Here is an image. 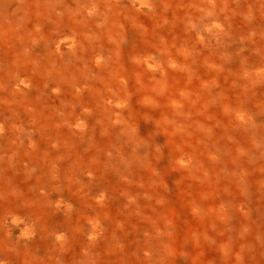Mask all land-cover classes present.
<instances>
[{"label":"rangeland","instance_id":"1","mask_svg":"<svg viewBox=\"0 0 264 264\" xmlns=\"http://www.w3.org/2000/svg\"><path fill=\"white\" fill-rule=\"evenodd\" d=\"M0 264H264V0H0Z\"/></svg>","mask_w":264,"mask_h":264},{"label":"bare ground","instance_id":"2","mask_svg":"<svg viewBox=\"0 0 264 264\" xmlns=\"http://www.w3.org/2000/svg\"><path fill=\"white\" fill-rule=\"evenodd\" d=\"M181 35V34H180ZM218 52V51H217ZM216 52V53H217ZM219 58V57H218ZM219 61V60H218ZM244 81V80H243ZM242 87V86H241ZM242 88H245V87H242ZM230 90V89H229ZM241 91V90H240ZM239 95V94H238ZM101 201V200H100ZM100 234H102V233H100ZM88 237V236H87ZM92 237V236H91ZM89 238V237H88ZM91 239V238H90ZM98 239V238H97ZM93 240V239H92ZM96 241V240H95ZM93 247V246H92ZM85 254V253H84ZM147 255V254H146Z\"/></svg>","mask_w":264,"mask_h":264}]
</instances>
